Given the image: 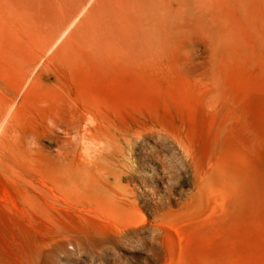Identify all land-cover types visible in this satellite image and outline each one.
Listing matches in <instances>:
<instances>
[{
  "label": "rangeland",
  "instance_id": "1",
  "mask_svg": "<svg viewBox=\"0 0 264 264\" xmlns=\"http://www.w3.org/2000/svg\"><path fill=\"white\" fill-rule=\"evenodd\" d=\"M0 264H264V0H0Z\"/></svg>",
  "mask_w": 264,
  "mask_h": 264
},
{
  "label": "bare ground",
  "instance_id": "2",
  "mask_svg": "<svg viewBox=\"0 0 264 264\" xmlns=\"http://www.w3.org/2000/svg\"><path fill=\"white\" fill-rule=\"evenodd\" d=\"M64 36V35H63ZM16 104V103H15ZM14 106V105H13ZM11 111V109H10ZM11 113V112H10ZM9 117V115H7ZM90 118V117H89ZM93 119V118H91ZM7 121V119H6ZM94 121V120H92ZM2 123V122H1ZM91 123V122H89ZM87 124V123H86ZM88 126V125H87ZM90 132V131H88ZM66 133V132H65ZM155 133H158L156 131H134L133 129H128L127 132H126V135H127V139L124 138L128 141V143L131 145V146H135L137 143H141L143 140H145L147 137H149L150 135H154ZM84 136V135H83ZM86 140V139H85ZM96 140V139H95ZM88 141V140H86ZM96 142V141H95ZM88 143V142H87ZM100 143V142H99ZM103 144V143H102ZM97 146V145H96ZM151 147V151L152 152H155V154L157 153V156L160 154V150L158 149V145L155 144V145H152V146H149ZM94 149V148H93ZM193 174H194V181H195V175H196V170L194 169L193 170ZM135 176V171L132 170V169H129L127 170V173H126V178H128V180L130 179V177H134ZM162 182H164V180L162 179L161 180ZM136 220H132V222H135Z\"/></svg>",
  "mask_w": 264,
  "mask_h": 264
}]
</instances>
